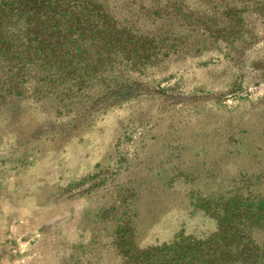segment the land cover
<instances>
[{
  "label": "rangeland",
  "instance_id": "rangeland-1",
  "mask_svg": "<svg viewBox=\"0 0 264 264\" xmlns=\"http://www.w3.org/2000/svg\"><path fill=\"white\" fill-rule=\"evenodd\" d=\"M103 2L152 53L113 99L0 106V264H126L214 232L202 199L264 197V0Z\"/></svg>",
  "mask_w": 264,
  "mask_h": 264
},
{
  "label": "trees",
  "instance_id": "trees-1",
  "mask_svg": "<svg viewBox=\"0 0 264 264\" xmlns=\"http://www.w3.org/2000/svg\"><path fill=\"white\" fill-rule=\"evenodd\" d=\"M151 53L103 0H0V106L31 90L51 103L90 96L94 88L100 99H113L138 87L125 75L139 71ZM211 203L201 200L216 219L214 232L178 234L140 251L122 240L126 264H264V245L254 237L256 230L264 232V197L235 195L218 203L223 212ZM134 230L128 220L119 236Z\"/></svg>",
  "mask_w": 264,
  "mask_h": 264
}]
</instances>
